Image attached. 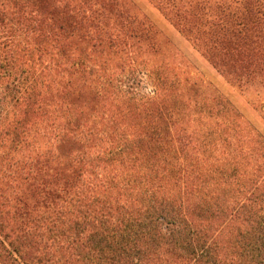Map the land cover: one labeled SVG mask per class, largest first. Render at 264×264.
Segmentation results:
<instances>
[{
	"label": "trees",
	"instance_id": "1",
	"mask_svg": "<svg viewBox=\"0 0 264 264\" xmlns=\"http://www.w3.org/2000/svg\"><path fill=\"white\" fill-rule=\"evenodd\" d=\"M148 1L264 120V0ZM176 55L132 0H0V264H264V135Z\"/></svg>",
	"mask_w": 264,
	"mask_h": 264
},
{
	"label": "rangeland",
	"instance_id": "2",
	"mask_svg": "<svg viewBox=\"0 0 264 264\" xmlns=\"http://www.w3.org/2000/svg\"><path fill=\"white\" fill-rule=\"evenodd\" d=\"M140 11L154 24L176 48V60L189 63L194 74H199L207 82L225 95L232 104L264 135V120L254 109L252 96L243 95L236 87L228 84L222 76L191 46V44L164 18L148 0H132ZM171 47V46H170ZM5 112L0 90V119ZM1 150V149H0Z\"/></svg>",
	"mask_w": 264,
	"mask_h": 264
}]
</instances>
